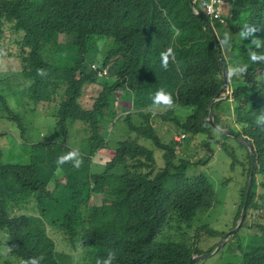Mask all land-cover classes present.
<instances>
[{
  "label": "trees",
  "instance_id": "16d2710c",
  "mask_svg": "<svg viewBox=\"0 0 264 264\" xmlns=\"http://www.w3.org/2000/svg\"><path fill=\"white\" fill-rule=\"evenodd\" d=\"M212 25L227 59L226 89L213 36L210 61L194 56L192 42L207 28L191 0H0V119L23 135L20 110L35 114L49 104L53 129L48 139L23 140L22 154L0 148V264H103L110 253L111 264H189L210 255L221 243L201 249L194 234L201 219L194 221L212 208L213 185L203 173L186 172L203 171L214 146L243 179L232 227L246 204L243 224L218 254L264 264V0H229L223 23ZM173 41L176 59L165 68ZM93 64L108 67L112 80H101ZM113 82L133 92L136 110L142 102L157 111L189 109L174 129L190 144L178 143L173 130L164 139L153 124L171 110L119 113ZM17 90L23 103L10 106ZM158 90L170 103L154 102ZM211 105L216 127L207 121ZM219 128L253 147L248 197L249 148ZM73 151L77 157L58 162ZM97 155L109 161L93 165ZM253 214L257 223L249 225Z\"/></svg>",
  "mask_w": 264,
  "mask_h": 264
},
{
  "label": "rangeland",
  "instance_id": "374dc122",
  "mask_svg": "<svg viewBox=\"0 0 264 264\" xmlns=\"http://www.w3.org/2000/svg\"><path fill=\"white\" fill-rule=\"evenodd\" d=\"M227 9V6H224V10ZM64 36H60L61 42L63 41ZM111 46L113 47V42L110 41ZM55 52L61 53L60 49H56ZM52 59H54L57 63H59L60 58L59 54H55L52 56ZM13 74V75H12ZM9 82H11L15 77H17V74L12 73ZM101 80H106V76L99 77ZM107 80L111 81L112 78L107 76ZM13 84V82H11ZM3 85V84H2ZM113 86L115 88L114 96H118L121 92L120 87L117 86L115 82H113ZM17 90L16 92H18ZM16 100H21L20 97H14L10 99V104L13 105ZM50 105L49 104H39L37 108H34L35 114H24V111L20 110V113H22V128H23V135L28 140L33 141L35 138L36 140L39 139H48L52 137L53 129L47 126L46 122L49 118V112H50ZM31 111L28 109V112ZM164 111H154V114L156 113H162ZM189 109L183 107V106H175L170 115H167L166 121L163 119H154L153 124L155 125L156 129L160 133V135L164 136V139L169 138V136L173 135L169 130H174L175 133H178L177 130L174 129L176 123L175 122H181L183 118L188 115ZM7 121H3L0 119V148L5 149V152L8 156H12L13 153H21L22 152V132L20 129L17 128V130L10 126ZM42 123L45 126V129H43L42 126L37 125L34 127L33 134L31 135L33 126L35 124ZM45 130V132L43 131ZM10 133V138L13 137L14 134H16V141L17 144L10 143L6 137L7 134ZM45 133V135H43ZM81 135V134H80ZM179 135V134H178ZM177 135V136H178ZM82 136V135H81ZM34 139H33V138ZM187 141V140H185ZM184 141V142H185ZM183 142V143H184ZM191 141H188L186 146L190 144ZM84 143H82L83 146ZM230 145H234V143H228ZM14 146V147H13ZM215 155L212 160V162L206 166V168L202 171L199 168H192L189 169L186 172V175L191 178L195 175H197L199 172L206 175L209 180L211 181L215 193V202L212 206V208L206 212L200 213L194 223L201 219L200 221H197L195 224V229L197 228V232L201 235V249L208 250V248H211L215 246L216 244L220 243L231 231V228H233L234 223V217L237 214L238 210V203L240 201L239 198V190L241 187V183L243 181L242 178H240L239 172L235 171L233 172L231 170V160L230 158L225 154V152L218 147L214 146ZM12 149L14 151H12ZM177 153H180V150L177 151ZM203 152H201L196 157H202ZM109 161V158L106 157L102 159V155H97L94 159V164H104ZM235 170V169H233ZM92 203L94 205H101L102 197L101 196H93L92 197ZM263 217V216H262ZM258 220V215L253 214L248 223L249 225H256ZM238 223V222H237ZM204 226L202 229L198 227ZM215 230L219 232H223L222 238H213L208 235V233H205L207 230ZM234 231V230H233ZM232 231V232H233ZM244 228L240 230L238 233L239 240L245 241L246 235L243 233ZM256 229L253 230L255 232ZM235 235V234H234ZM229 241V240H228ZM220 245V244H219ZM218 245V246H219ZM226 245V244H225ZM58 246L61 248H64V244L60 241H58ZM217 246V247H218ZM225 246L222 247L220 252L224 249ZM219 253V252H218ZM197 264H237L236 257L233 255L226 254L222 258L220 257V254L211 256L210 258H207L205 260H199L197 261Z\"/></svg>",
  "mask_w": 264,
  "mask_h": 264
},
{
  "label": "clouds",
  "instance_id": "9594fccd",
  "mask_svg": "<svg viewBox=\"0 0 264 264\" xmlns=\"http://www.w3.org/2000/svg\"><path fill=\"white\" fill-rule=\"evenodd\" d=\"M204 1H206L207 3H209L210 4V0H191V10H192V12L195 14V15H197L198 17H200V18H202V19H204V21H205V23H206V28H207V32H203V33H201V34H199L198 36H196V38L193 40V42H192V49H193V52H194V56L196 57V58H199V59H205V60H208V61H210V59H211V55H210V52H209V48L211 47V46H209L208 45V41H209V39H210V37L211 36H213L214 37V40H215V42H216V44H217V47H218V49H215V48H213V50H214V52H215V54H216V56H217V58H218V61H220V63H221V66H222V69H223V72H222V74H223V78H224V81L226 82V85H225V89L228 87L227 85H228V70L226 69V65H225V63H224V61L225 60H227L226 59V56H225V51H224V49H223V47H222V44H221V42H220V40L218 39V36H217V34H218V32H217V29L212 25L215 21H217V22H220V23H223V19H224V17L227 15V13H228V6H229V0H224V3L220 6V7H218V6H214V8H215V10H214V12H209L208 11V8L203 4V2ZM224 6H227V9L226 10H224ZM176 34H180L179 33V31H176ZM222 43H223V41H222ZM177 48H178V46H177V44L173 41V42H171V44H170V46L168 47V49L165 51V64H164V67L165 68H167L168 66H169V64H170V62L172 61V60H174V59H176V55H177ZM92 69L97 73V75L100 77V76H102V77H105V76H108L109 74H108V67H106V68H104V69H100L97 65H95V64H93L92 65ZM224 72H225V74H226V77L224 76ZM14 97H20V99L21 100H16V102L19 104V103H23V100H22V98H21V96L19 95V91L18 92H15L14 93V95H13V97L12 98H14ZM11 98V99H12ZM161 101H163V102H165V103H170V99H169V96L163 91V90H158L157 92H156V94H155V96H154V102H161ZM216 100H214V102H215ZM145 102H142V106H140V105H138L137 106V109L138 110H136L135 108H133L134 107V104H137L136 102H135V95L133 94V92L132 91H130V90H122L120 93H119V95L118 96H116V101H115V106H116V109L119 111V113H121V108L123 107L124 109H126L127 110V113H135V114H137L138 112H139V110L140 111H150L151 109H152V112L154 113V111H157L156 110V107L153 105V104H151V107H143V104H144ZM8 104H10V100H9V103ZM10 106H13V105H10ZM39 106V105H38ZM175 106H181V105H173V106H171L170 108H168V107H165V108H162L161 110L162 111H164V112H167V110H171L172 111V109L175 107ZM210 108V107H209ZM211 109H212V105H211ZM161 110H159V111H161ZM50 112H51V110H50ZM50 112H49V118H48V120H47V122H49V120H50V117H51V115H50ZM212 112V111H211ZM210 114V113H209ZM213 114V113H212ZM186 117V116H185ZM184 119V118H183ZM208 119H209V117L207 118V121H208ZM213 119H214V117H213ZM46 122V123H47ZM215 122V121H214ZM37 125H40V126H42L43 127V129H44V124H42V123H38V124H35L34 126H33V129H32V132H31V135L33 134V130H34V127L35 126H37ZM220 129V128H219ZM221 130V129H220ZM44 131V130H43ZM174 131V130H173ZM172 131V133L174 134V132ZM176 134V136H175V139H176V141L178 142V143H180V144H182L184 141H185V139H186V136H185V134H179V133H175ZM179 134V135H178ZM178 135V136H177ZM22 138H23V140L26 142V143H31L32 141H30V140H28L26 137H24V135H22ZM33 138V137H32ZM38 138V137H37ZM37 138H35V139H37ZM7 139H8V141L9 142H14L15 140H16V134H14L13 135V137L10 139V133L7 135ZM34 139V138H33ZM237 139V138H236ZM243 139V138H242ZM23 141V142H24ZM246 141V140H245ZM185 142H187V141H185ZM184 142V143H185ZM247 142V141H246ZM184 143L182 144V146L184 145ZM248 143V142H247ZM22 145H23V143H22ZM245 145V144H244ZM253 148V147H252ZM22 151H23V146H22ZM250 151V150H249ZM254 151V150H253ZM21 154H22V152H21ZM250 154H251V152H250ZM78 156V153L77 152H75V151H73V152H70V153H68L66 156H61V157H59L58 158V162H63V161H65V160H67V159H69V158H72V157H77ZM254 163H255V159H254ZM79 164H80V160L79 159H75L74 160V166H76V167H78L79 166ZM251 176V175H250ZM249 179H250V177H249ZM242 186V185H241ZM240 190H241V187H240ZM247 197H248V194H247ZM246 205V204H245ZM244 207V206H243ZM241 213H242V211H241ZM246 214V213H245ZM241 217V216H240ZM240 219V218H239ZM245 219V218H244ZM239 221V220H238ZM237 221V222H238ZM243 222H244V220H243ZM238 224V223H237ZM237 224L235 225V227L237 226ZM243 224V223H242ZM241 224V225H242ZM241 225H240V227H241ZM235 227H233V228H231V231L232 230H234L235 229ZM239 227V228H240ZM239 230V229H238ZM237 230V231H238ZM230 231V232H231ZM237 231H236V233H237ZM229 232V233H230ZM228 233V234H229ZM235 233V234H236ZM194 234H196V235H199V237L201 236L200 234H199V232H194ZM228 234H226V236L224 237V239L223 240H225L226 241V243L228 242V240L230 239V238H232L233 236H227ZM222 240V241H223ZM222 241H220V243H222ZM225 243V244H226ZM225 246V245H224ZM219 247V246H218ZM215 249H217V247L215 248ZM215 251V250H214ZM213 251V252H214ZM212 252V253H213ZM220 252V251H219ZM211 253V254H212ZM210 254V255H211ZM218 253H216V255H217ZM210 255H194V256H205V257H208V258H210L209 256ZM215 255V254H214ZM213 255V256H214ZM193 256V257H194ZM112 259H113V256H112V254L110 253L109 255H108V257L104 260V262H103V264H111V262H112ZM205 260V259H204ZM190 262V261H189ZM198 262H196L195 264H197ZM27 264H38V260L37 259H35V258H31L29 261H27Z\"/></svg>",
  "mask_w": 264,
  "mask_h": 264
},
{
  "label": "water",
  "instance_id": "95a60500",
  "mask_svg": "<svg viewBox=\"0 0 264 264\" xmlns=\"http://www.w3.org/2000/svg\"><path fill=\"white\" fill-rule=\"evenodd\" d=\"M224 76L226 77L225 72H224ZM209 109H210V114H209V119H208V121H209L214 127H216V124H215L214 119H213V114H212V112H211V106H210ZM219 131L225 133V135H227V136H230V137H233V138H237L241 143L245 144V145L249 148V150H250V152H251V157H252V171H251V176H250V179H249V182H248V187H247V194H249V190H250L251 185H252V174H253L254 167H255V163H254L255 154H254L253 148H252L251 144L247 143L244 139L239 138L237 135H235V134L229 132L228 130H220V129H219ZM245 213H246V205H244V207H243V209H242L241 217H240V219H239V221H238V224H237V226L235 227L234 231L232 230L233 232L231 231L227 236H233V235L236 233V231L239 229L240 225L243 223V220H244V218H245ZM225 243H226V241L223 240L222 243L219 245V247H217V249H215V251H214L209 257H211V256H213L214 254L218 253V252L222 249V247L225 245ZM207 258H208V257H205V256H194V257H192V258L190 259L189 264H195L197 261H199V260H204V259H207Z\"/></svg>",
  "mask_w": 264,
  "mask_h": 264
},
{
  "label": "built area",
  "instance_id": "2783aa9c",
  "mask_svg": "<svg viewBox=\"0 0 264 264\" xmlns=\"http://www.w3.org/2000/svg\"><path fill=\"white\" fill-rule=\"evenodd\" d=\"M210 4L207 3L206 1L203 2V4L208 8L209 12H214L215 8L214 6L220 7L223 3L224 0H210Z\"/></svg>",
  "mask_w": 264,
  "mask_h": 264
}]
</instances>
